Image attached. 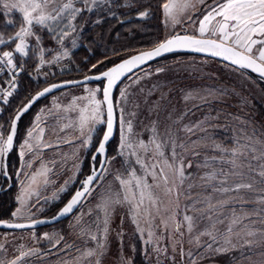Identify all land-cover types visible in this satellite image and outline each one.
<instances>
[{"label": "rangeland", "instance_id": "374dc122", "mask_svg": "<svg viewBox=\"0 0 264 264\" xmlns=\"http://www.w3.org/2000/svg\"><path fill=\"white\" fill-rule=\"evenodd\" d=\"M142 1L137 0L131 3L130 0H121L120 2L123 3L121 5L119 0L98 3L93 7V11L85 12L80 19L77 18L75 23L78 31L70 32L63 45L53 40L46 31L41 32L42 46L49 50L45 52L46 63L41 66L38 52L30 50L31 55H34L38 62L32 71L30 65L36 60L32 57L27 60L28 57L24 59L17 55L15 62L18 68L22 64L23 70L16 74L14 90L8 87L9 78L13 73L8 70L0 73L8 78L4 91L12 90L13 92L10 97H5L1 92L0 102L11 98L19 90V81L25 72L24 67L31 69L30 76L36 79L51 80L70 68L69 62L72 55L84 45V33L103 27L105 17L108 20H125L130 16L140 17L139 13L146 11L141 8L145 5ZM165 2L166 0L163 1ZM207 3L211 4L212 0H207ZM76 6L83 7L80 3ZM206 6L197 4L196 9H190L180 18L181 23L175 26L167 20L162 8L163 38L167 39L180 33L197 36L198 18H202ZM119 7L123 8V14L115 11ZM188 16L192 17L191 21L187 20ZM97 20L102 22L98 24ZM19 23L20 21L16 22L17 25ZM2 25H0V34L5 39L18 30V27L4 29ZM72 40L76 41V47H72ZM29 43L32 48L36 47L32 38H29ZM64 49L68 50L69 55L56 61L55 54L63 52ZM165 58L136 72L119 87L115 100L118 118L116 142L108 151V158L115 157V159L106 166L107 172L103 174L102 180L96 181V189L91 196L86 197L75 214L55 225L39 230H0V245L3 246L0 248V264H10L22 253L28 254L18 260V264H96L97 259L100 264H125V259H130L132 264H193V262L194 264H264V236L261 235V232H264V203L258 202V198L264 196V182L255 172L250 173L247 168L249 160L253 168H258L264 161H257L249 155L246 159L241 158L237 161L245 165L242 169H234L229 163L232 159L230 153L213 148V144H220L227 149H232L235 147V139L242 136V130L251 135L253 128L257 129V136L264 140V135H261L264 133V116L261 114L264 111V81L208 58L193 55H171ZM119 59L120 57L117 56L114 61ZM157 69H163V71L157 72ZM102 87V83H93L57 92L44 99L45 101H40L39 105L36 104L37 106L30 110L31 115L21 124L19 122L15 145L10 152V163L9 160L7 162L8 172L14 174L13 178L8 180L0 175V191L7 185H15L12 191L5 193L13 192V202L11 201L10 211L7 214L9 221L22 223L54 217L77 185L91 173V170L88 174L84 172V166L90 149L104 132L105 125L95 126V130L91 133V145L85 146L82 140L88 133L81 136L79 131L78 107L84 106L86 102L78 100L76 108L70 105L74 98L88 95V89H101L96 98L102 100ZM210 91L215 92L216 96L208 97L207 102L201 103L199 99L184 100L188 92L207 95ZM121 93H125V96L122 97ZM57 105L60 107H56ZM120 109H123L124 120L132 123L133 131L129 138L133 144L139 141L148 143L153 138L152 129L155 127L157 140L162 143V150L169 162L175 164L183 161L185 179L181 185L179 178L173 175V171L165 167V174L170 180L168 186L173 188V192L166 195L162 182H160L161 187H155L158 181H154L149 175L148 183L153 185L151 191L157 198V203L153 205L145 199L141 208L139 221L140 227L144 229L143 237L138 235L132 223L129 206L127 204L116 206L109 225L107 246L102 250L103 255L86 258L84 254L89 249L97 250L98 253L101 251L96 248V241H92L81 232L82 226L89 225L93 232H97L96 224L102 222L104 215L100 209L96 208L100 201V194L109 188L112 191H122L115 176L119 174L127 178L130 167L135 168L137 175L144 174V169L135 163V156L118 154L121 143ZM185 113L188 114L184 115ZM2 114L0 106V116ZM37 116L40 117L39 122L36 120ZM201 121H204L203 130L194 127ZM185 126L193 127L194 131L191 133L184 131ZM40 129L44 131L39 141L28 137V131H33V137H36ZM0 133L7 136L1 124ZM25 140L33 145L31 151L24 147ZM173 140L176 145H184V148L176 147L175 161L171 156ZM244 142L241 139V143ZM21 150L25 152L23 157L19 154ZM127 151L126 149L125 152ZM137 153L148 165L159 163L160 167H164L165 157L156 154L154 145L147 154L139 148ZM213 157L215 159H212ZM206 160L208 166H205ZM99 162V159L95 162L97 166ZM29 163L32 165L30 168L27 167ZM92 163L94 162L91 159V167ZM188 164H191V167H187ZM42 167L47 169L46 177H39L37 184L29 188V175L40 171ZM21 169L23 172L20 171ZM156 171L159 173V167ZM237 171L244 174L234 175L233 173ZM212 172L216 173L214 180L204 178L206 174ZM45 179L47 183L43 182ZM225 179L226 183H222ZM237 183H251L253 188L252 190L241 189L239 192L217 190L235 188ZM22 188H28L23 206L20 204ZM209 203L214 206L212 209L208 208ZM17 208H21L22 215L13 217L12 213ZM145 209L151 213V216L145 212ZM90 210L91 214H89ZM185 214L193 217L191 233L187 231L186 222L183 221ZM234 214L237 217L247 214L248 217L243 220V225L248 226L247 229L241 231L243 225L234 229V232L240 233L239 236H232V243L236 247L219 253L209 250L206 247L210 242L209 237L199 235L209 226L207 217L211 216L212 220L223 221L213 230L218 239V243L213 247L230 248L231 246L225 245L223 241L227 225ZM149 220L151 223H148ZM162 221L168 223L167 230ZM176 222L181 225L179 232L173 230ZM247 230L257 231V235L248 237L245 235ZM148 231L154 233L153 240L160 248H167L166 254L154 251L153 244L143 243L148 239ZM121 232L122 237L117 235ZM45 234L48 238H45ZM97 234L103 242L102 233ZM198 235L199 242L196 239ZM245 239L259 243H253L251 248L246 245L241 247ZM57 241H59L58 244Z\"/></svg>", "mask_w": 264, "mask_h": 264}, {"label": "snow or ice", "instance_id": "6c2138e0", "mask_svg": "<svg viewBox=\"0 0 264 264\" xmlns=\"http://www.w3.org/2000/svg\"><path fill=\"white\" fill-rule=\"evenodd\" d=\"M111 0H0V15L4 16V23L6 26H12L17 28L15 34L9 36L7 39L0 34V46L11 47L12 50L0 51V73H3L5 69L12 72V76L9 78L8 87L12 90L15 89L16 84V74L18 71L23 70V65L21 64L18 68L15 62V57L19 55L21 58H26L29 56L30 50L33 52H38L39 63L43 66L46 61L44 59L45 52L49 51L42 46L43 37L41 32H47L53 40L58 44L63 45L65 38L70 35V32L78 31V26L75 23L78 17H80L85 12L93 11V7L98 3L104 4L109 3ZM80 3L83 7H77L76 4ZM197 4L207 5L202 13V18H198V36L193 35H173L172 37L165 39L163 42L158 43L152 50L141 52L140 54L131 57L130 59L124 60L122 63L110 68L107 71L102 72L101 75L95 77H85L86 80L89 79H107V87L102 90V100L97 99V93L101 92V89H88V95L82 97H76L73 99L70 107L76 108V102L78 100L85 101L86 103L82 107H78V127L81 136H85L87 132L88 135L82 140V144L85 146H90L92 142L91 133L95 130L96 125H106V131L102 134V138L98 141L97 147L94 149L95 155L92 156L93 166L91 169V174L88 175L82 181V187L80 190L75 191L74 195L67 202V204L60 210L58 217L65 216L73 212L78 205H81L85 198L91 196L92 192L96 189L95 182L102 180L103 174L107 172V165L111 163L112 157L109 159L107 157V144L114 131V103L112 99V90L117 81L133 67L138 66L146 61L152 60L155 57H159L164 53L173 52L180 49H187L199 53H207L212 57H221L225 61H229L232 65L237 66L238 69H249L251 72L256 73L259 77L264 80V0H212L211 4L207 3V0H166L163 3L162 8L167 20H170L172 25L175 26L181 23V17L184 16L190 9L195 10ZM91 5V6H90ZM18 13L20 15L19 25L11 18L14 14ZM149 13L147 11L140 12L139 16L141 18L147 17ZM187 20L191 21L192 17L188 16ZM102 21L97 20L96 23H101ZM200 37V38H198ZM214 37V38H208ZM29 38L35 41L36 47L32 48L29 43ZM72 47H76V41L72 40ZM69 52L64 49L63 52L56 53L54 59L59 61L63 57H67ZM93 68L96 65L92 66ZM163 69H157V72H161ZM72 83V82H69ZM62 87L60 84H52L50 87H46L43 91L37 93V96L29 102L28 105L24 106L19 110L16 116L11 121L10 133L5 137L3 133H0V175L4 176L6 179L11 180L14 174L8 172V164L6 162L7 154L13 149V141L16 135L17 121L20 120L23 113L27 112L31 104L35 99H38L45 94L51 92L53 89ZM12 90L4 91L0 88V92H3L5 97H10L13 92ZM121 96H125V93H121ZM215 92H208L207 95H202L200 93L188 92L184 96L185 101L197 100L201 103L207 102L208 97H215ZM4 103H7V99H4ZM199 106V105H197ZM56 107H60L57 105ZM106 112V119H105ZM185 113L184 115H187ZM134 115V114H133ZM239 119V117H237ZM37 122L40 121V117H36ZM247 124V121H241ZM120 127H121V143L119 145L118 154L124 156L127 154L129 157L135 156V163L140 165L144 169L143 175H137L135 168H129L127 178L122 177L117 174L115 176L116 181L119 182L122 191H112L111 188L105 190V192L100 194V201L97 203L96 208L103 212V220L101 223L96 224L97 232L91 230V226L81 227V232L87 235L92 241H96L97 250L89 249L84 255L86 258H91L98 255H103V249L107 246V237L109 235V225L112 215L115 211L116 206H122L127 204L129 206V211L132 213L131 220L135 225L138 235L143 237L144 229L140 227L139 217L141 214V208L144 205L145 199H147L151 204L155 205L157 203V198L153 196L151 191L153 185L148 183L149 175L154 181H158L155 187H161L163 184L164 192L166 195H170L173 192V188L169 187V176L165 174V167L173 171V175L179 178V182L182 185L185 179V165L183 161L178 163L169 162L165 157V153L162 150V143L158 142L156 137V129L153 127V138L148 142L144 143L139 141L137 144H133L130 140V135L132 134L133 127L131 121H125L123 118V109H120ZM204 121L196 124L194 127L203 130L202 125ZM43 129H40L38 136L33 137V131H28L27 135L30 139H35L39 141L40 137L43 135ZM184 131L193 132L194 128L185 126ZM127 133V135H125ZM264 135V133H261ZM241 139L245 142L241 143ZM173 147L171 156L173 161L176 160L177 153L175 151L176 147L184 148V145H176L175 140L172 141ZM154 145L155 152L160 157H165L163 159L164 167H160L159 163H153L148 165L137 153V148L142 149L145 154L151 150V146ZM51 147V145H48ZM24 147L31 151L33 145L29 143L28 140L24 141ZM213 148L230 153L232 159L229 163L234 169H242L245 165L243 162L238 163L241 158H247L251 155L252 159L257 161H264V140H261L257 136V129L253 128L251 135L242 130V136L235 139V147L232 149H227L220 144H213ZM128 150L127 153L125 150ZM39 148L37 147V154ZM21 157L25 155L24 150L19 153ZM97 155L104 157L100 161L97 170L96 160ZM212 159H215L214 157ZM31 163L27 164V167H31ZM205 166H208V161H205ZM159 167V173L156 169ZM187 167H191L188 164ZM247 168L249 172H255L262 182H264V163H260L258 168H253L251 161L247 163ZM23 172V169L20 170ZM234 175H243L241 171L233 173ZM47 169L42 167L40 171L33 172L29 175V188L36 185L39 177H46ZM207 180H214L216 178V173L212 172L206 174L204 177ZM47 183V179L43 181ZM226 183V179L222 181ZM253 185L251 183H237L235 188H223L217 189L218 191H237L241 189L252 190ZM28 194V188H22V195L20 197V204L23 206L25 204V196ZM177 199L179 198V192H176ZM242 199V198H241ZM259 203H264V196L258 198ZM226 203V202H221ZM214 206L209 203L208 208L212 209ZM158 210V209H157ZM145 212L149 216L151 213L145 209ZM91 214V210L89 212ZM13 217L22 215L21 208H17L16 211L12 213ZM57 217V218H58ZM247 214L243 217H237L235 214L227 225L226 235L223 243L229 247H216L213 245L218 243L217 236L214 234V229L217 224H222V220H212L211 216H208L209 226L205 228L199 235H206L209 237L210 242L206 245L209 250L215 252H227L236 245L232 243V236H239V232H234V229L238 226L243 225V220L247 219ZM183 221L186 222L187 231L191 233L193 231V217L185 214L183 216ZM165 230L168 229L169 225L166 221H162ZM39 223V221L33 222ZM79 223V220H78ZM151 223V220L148 221ZM7 228H24L31 227L33 225H25L22 223H8L0 221ZM102 225V226H101ZM181 225L179 222L175 223L176 232H179ZM247 225H243V229H247ZM97 233H102L103 242H101L100 237ZM183 235V233H180ZM118 236L122 237L123 233H117ZM199 235L197 236V242H199ZM245 235L248 237H253L257 235V231L247 230ZM264 236V232H261ZM148 239L144 240L143 243L153 244L154 251L164 254L167 253V248H160L156 242L153 240L154 233L148 231ZM45 238L47 234H45ZM57 244L59 241L56 242ZM253 240H244L243 246L252 247ZM3 246L0 245V248ZM28 253H22L20 257L16 260L10 262V264H18V260L22 259ZM183 255V252L181 253ZM147 255V252H145ZM191 255V253H189ZM96 264H100L99 259L96 260ZM125 264H132L130 259H125ZM194 264V262H193Z\"/></svg>", "mask_w": 264, "mask_h": 264}, {"label": "trees", "instance_id": "16d2710c", "mask_svg": "<svg viewBox=\"0 0 264 264\" xmlns=\"http://www.w3.org/2000/svg\"><path fill=\"white\" fill-rule=\"evenodd\" d=\"M120 1L121 0H119V4H123ZM163 1L164 0H143L142 2L145 5L141 6V8H143L149 13L146 18L130 16V18L125 20H108L107 17H105L104 23L102 25L103 27L100 26L95 29H92L89 32L84 33V45L78 52L76 51L72 55L71 60L69 62L70 68L66 71L61 72L59 75H56L49 81L36 79V77L34 78L33 76H30V72L32 73L33 68L36 67V64H38V62L36 60V57L34 55H31V53L29 52L30 54L27 60H30L31 57L36 60L33 63L34 65L29 64L32 68V71L28 67H24L25 72L23 73V76L19 81V90L11 98L7 99V103H4V100L0 102V106L3 113L2 116H0V124L4 127L5 135H8L11 127V121L16 115V113L27 102H29L30 99L37 92L42 90L47 85L55 82L81 79L89 75L101 73L111 67L116 62H118L119 60L124 59L135 53L152 49L158 43L164 41L165 38H163L162 24ZM130 2L135 3L137 2V0H130ZM116 10L118 11V14H123V8L119 7L118 9H115V11ZM11 18L15 22L20 21V15L18 13L14 14ZM4 20V16L0 15V25L3 24L2 26H4V29H13L12 26H5ZM6 49L11 50L10 47L0 46V51ZM117 56L120 57V59L118 61H114L115 57ZM93 65H96V67L93 68ZM7 81V76L0 75V88L4 89L6 87ZM36 106L37 105H35L34 108ZM31 113L32 112H30V114L25 115L20 121V124L29 115H31ZM261 114L264 116V111L263 113L261 112ZM102 134L103 132L100 134V137L96 140L94 146L90 149V152L88 154V158L84 166V172H87V174L91 170V157L94 153V149L98 145V141L101 140ZM115 142L116 139H114V141L109 145L108 151L112 146H114ZM10 158L11 154L8 158L9 163ZM14 186L15 185L13 184L12 186L7 185L2 189L0 193V220L7 219V214L10 211L11 201L13 202V192H10L9 194L5 193L9 190L12 191Z\"/></svg>", "mask_w": 264, "mask_h": 264}, {"label": "water", "instance_id": "95a60500", "mask_svg": "<svg viewBox=\"0 0 264 264\" xmlns=\"http://www.w3.org/2000/svg\"><path fill=\"white\" fill-rule=\"evenodd\" d=\"M175 35H176V34H175ZM178 35L183 36V35H187V34H186V33H180V34H178ZM169 38H170V37H169ZM198 38H200V37H198ZM167 39H168V38H167ZM152 49H153V48H152ZM152 49L144 50V51H141V52L150 51V50H152ZM141 52L135 53V54L130 55V56L124 58V59L119 60L118 62H116L115 64H113L111 67H109L108 69H106V70H104V71L109 70L110 68H112V67H114V66H116V65H118V64H120V63H122L124 60L130 59L131 57L136 56V55L140 54ZM171 55H193V56H198V57L208 58V59H212V60H215V61H218V62L224 63V64H226V65H229V66H231V67H233V68L238 69L237 66L232 65L229 61H225V60H223L221 57H212L211 55H209V54H207V53H199V52H194V51L187 50V49H180V50H176V51H173V52L164 53V54H162V55L159 56V57H155V58H153L152 60L146 61V62H144V63H142V64H140V65H138V66L133 67L130 71H127V72H126V73H125V74H124V75H123V76L117 81V83L114 85L113 90H112V99H113V103H114V131H113V136L111 137V139L109 140V142H108V144H107V146H106V148H107V157H108V147H109V145L114 141V139H115V137H116V133H117V127H118V118H117V110H116V103H115V94H116L117 89L119 88V86H120V85H121L126 79H128L130 76H132V75L135 74L136 72H138V71H140V70L146 68L147 66H149V65H151V64H153V63H155V62H157V61H159V60H161V59H163V58H165V57L171 56ZM238 70L244 71V72H246V73H248V74H250V75L256 76L257 78L261 79V78L259 77L258 74L251 72V70H249V69H238ZM104 71H103V72H104ZM101 74H102V72H101V73H98V74L89 75V76H86V77H95V76H99V75H101ZM261 80H262V79H261ZM263 81H264V80H263ZM69 82H72V83H69ZM93 83H102V86H103V87H102V90H103L105 87H107V79H106V78H102V79H99V80H97V79H89V80H86L85 77H84V78H81V79L67 80V81H63V82H59V83H54V84H60V85H62V87H59V88L53 89L51 92L45 94L44 96H42V97H40V98H38V99H35L34 102L31 104V107H29L28 111L25 112V113H23V115L21 116L20 120L17 121L16 135H15V137H14L13 147H14V145H15V140H16V137H17V131H18L19 122L21 121V119H22V118H23L28 112H30V110H31L36 104H38L40 101H42V100L48 98L49 96H51V95H53V94H55V93H57V92H60V91H62V90H65V89H68V88H73V87H79V86L87 85V84H93ZM51 85H52V84H50V85H48V86H46V87H50ZM46 87H44V88H46ZM44 88H43V89H44ZM43 89L40 90L39 92L43 91ZM39 92H37V93H39ZM37 93L32 97V99H31L30 101H32L33 98L37 96ZM102 98H103V97H102ZM30 101H29V102H30ZM29 102H27L24 106L28 105ZM16 114H17V113H16ZM15 116H16V115H15ZM15 116H14V117H15ZM105 116H106V112H105ZM105 131H106V125H105L104 132H105ZM104 132H103V133H104ZM9 133H10V130H9ZM101 138H102V137H101ZM11 151H12V150H11ZM11 151H10V152H11ZM10 152H9V153L7 154V156H6V162H8V157H9ZM95 154H96V153L94 152L93 155H95ZM98 159H99L100 161H102V160L104 159V157L97 155V160H98ZM97 160H96V161H97ZM99 163H100V162H99ZM92 166H93V163H92ZM91 169H92V167H91ZM97 170H99L98 166H97ZM90 174H91V173H90ZM90 174H89V175H90ZM86 177H87V176H86ZM86 177H85V178H86ZM95 183H96V182H95ZM81 185H82V182H81L80 186H81ZM80 189H81V188H78L77 190H80ZM77 190H76V191H77ZM0 193H1V191H0ZM73 195H74V194H73ZM73 195H72V196H73ZM72 196H71V197H72ZM70 199H71V198H70ZM70 199H69V200H70ZM69 200H68V201H69ZM68 201H67V202H68ZM67 202H66V204H67ZM66 204H65V205H66ZM65 205H63L62 208H63ZM79 206H80V205H78L77 208H75V209L73 210L72 213L67 214V215H65V216H60V217H58V213H59L60 210L62 209V208H61V209L58 211V213H57L54 217H52V218H48V219H38V220H35V221H39V223H35L34 225H33V222H35V221L22 222V224H25V225H33V226H31V227H24V228H7V227H5L3 224H0V230H7V231H24V230L38 229V228H42V227H46V226H52V225H55V224H57V223H59V222H62V221H64V220L68 219L69 217H71V216L77 211V209L79 208ZM57 217H58V218H57ZM3 222H6V221H3ZM8 223H10V222H8Z\"/></svg>", "mask_w": 264, "mask_h": 264}, {"label": "flooded vegetation", "instance_id": "af4514ba", "mask_svg": "<svg viewBox=\"0 0 264 264\" xmlns=\"http://www.w3.org/2000/svg\"><path fill=\"white\" fill-rule=\"evenodd\" d=\"M80 184H81V182L77 185L76 189H75L74 192L71 194V196L75 193V191H76L78 188H81V187H82V185L80 186ZM71 196L69 197V199L71 198ZM69 199H68V200H69ZM68 200H67V201H68ZM67 201H66V202H67ZM66 202H65V204H66ZM65 204H63V205H65ZM80 206H81V205H80ZM80 206H79V208H80ZM61 208H62V206H61ZM79 208L77 209V211L79 210ZM77 211H76V212H77ZM76 212H75V213H76ZM75 213H74V214H75ZM51 218H52V217H51ZM39 219H48V218H39ZM36 220H37V219H36ZM0 221H6V222H10V223H17V222L9 221L8 219H3V220H0ZM34 221H35V220H34ZM42 228H43V227H42ZM39 229H41V228H38V229H32V230H39ZM5 231H7V230H5ZM24 231H25V230H24Z\"/></svg>", "mask_w": 264, "mask_h": 264}, {"label": "built area", "instance_id": "2783aa9c", "mask_svg": "<svg viewBox=\"0 0 264 264\" xmlns=\"http://www.w3.org/2000/svg\"><path fill=\"white\" fill-rule=\"evenodd\" d=\"M5 71H7V69H5ZM4 73V72H3Z\"/></svg>", "mask_w": 264, "mask_h": 264}, {"label": "bare ground", "instance_id": "6f19581e", "mask_svg": "<svg viewBox=\"0 0 264 264\" xmlns=\"http://www.w3.org/2000/svg\"><path fill=\"white\" fill-rule=\"evenodd\" d=\"M86 199V198H85Z\"/></svg>", "mask_w": 264, "mask_h": 264}, {"label": "crops", "instance_id": "0c3cea01", "mask_svg": "<svg viewBox=\"0 0 264 264\" xmlns=\"http://www.w3.org/2000/svg\"><path fill=\"white\" fill-rule=\"evenodd\" d=\"M198 36V35H197Z\"/></svg>", "mask_w": 264, "mask_h": 264}]
</instances>
